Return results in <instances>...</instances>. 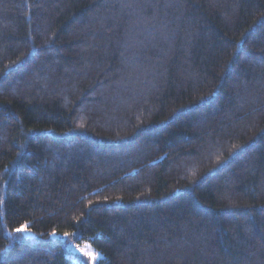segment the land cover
Listing matches in <instances>:
<instances>
[{
  "label": "trees",
  "instance_id": "1",
  "mask_svg": "<svg viewBox=\"0 0 264 264\" xmlns=\"http://www.w3.org/2000/svg\"><path fill=\"white\" fill-rule=\"evenodd\" d=\"M67 240L264 264V0H0V264Z\"/></svg>",
  "mask_w": 264,
  "mask_h": 264
},
{
  "label": "rangeland",
  "instance_id": "2",
  "mask_svg": "<svg viewBox=\"0 0 264 264\" xmlns=\"http://www.w3.org/2000/svg\"><path fill=\"white\" fill-rule=\"evenodd\" d=\"M22 232L25 234V235H30V233L23 229ZM66 248L70 251V252H73V253H77V254H83L84 252L88 251H93L94 249L87 243V242H84V243H77L73 240H67L66 241ZM95 251V250H94ZM96 253H99L97 251H95ZM101 256V254L99 253V257ZM87 257V256H86ZM87 260L89 261L90 264H93V261H91L89 259V257H87Z\"/></svg>",
  "mask_w": 264,
  "mask_h": 264
},
{
  "label": "snow or ice",
  "instance_id": "3",
  "mask_svg": "<svg viewBox=\"0 0 264 264\" xmlns=\"http://www.w3.org/2000/svg\"><path fill=\"white\" fill-rule=\"evenodd\" d=\"M83 255L89 257V259L93 261V264H95V261L99 259V253H96L94 250L90 252L86 251Z\"/></svg>",
  "mask_w": 264,
  "mask_h": 264
}]
</instances>
